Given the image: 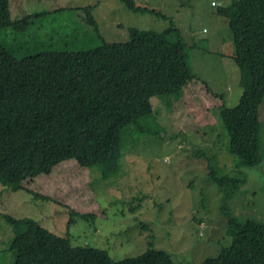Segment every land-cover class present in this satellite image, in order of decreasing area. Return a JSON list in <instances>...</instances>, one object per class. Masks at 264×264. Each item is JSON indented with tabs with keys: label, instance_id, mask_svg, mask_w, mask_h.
<instances>
[{
	"label": "trees",
	"instance_id": "obj_1",
	"mask_svg": "<svg viewBox=\"0 0 264 264\" xmlns=\"http://www.w3.org/2000/svg\"><path fill=\"white\" fill-rule=\"evenodd\" d=\"M123 1L132 11L169 19L157 9ZM96 6L79 8L85 11L86 23L100 35L93 14ZM66 9L33 11L13 19L10 0H0V183L14 191L68 159L96 167L102 180L120 175L130 134L123 140V131L165 138L163 110L158 123L155 109L162 107L164 115L169 112L164 106L174 105L157 100L153 104V97L171 99L199 79L190 62L188 42L174 24L160 31L131 26L124 41L103 39L82 49L60 48L66 37L47 32L38 23ZM217 13L228 19L240 71L242 93L235 106H226L223 95L216 94L222 100L219 122L228 134V152L237 157V170L228 174L204 152L197 154L206 157L207 174L222 194L221 211L232 241L199 264H264V222L240 220L233 211L237 192L248 179L239 168L256 167L264 160L260 119L264 0H232L219 5ZM79 36L74 34L73 40ZM207 91L212 92L209 87ZM182 131L176 129L174 136ZM207 198V194L202 197L203 205ZM136 201L127 210L149 228L137 217L142 204ZM92 215L71 209L67 233L61 236L34 218L5 214L14 233L10 244L14 260L8 264H180L166 250L155 248L153 241L144 252L119 260L99 247L74 246L69 230L75 217L90 219Z\"/></svg>",
	"mask_w": 264,
	"mask_h": 264
},
{
	"label": "rangeland",
	"instance_id": "obj_2",
	"mask_svg": "<svg viewBox=\"0 0 264 264\" xmlns=\"http://www.w3.org/2000/svg\"><path fill=\"white\" fill-rule=\"evenodd\" d=\"M134 1L157 9L169 19L132 11L123 0H10L13 19L33 11L66 7L38 24L47 32L64 35L59 47L70 50L94 46L103 39L127 40L131 26L160 31L174 24L188 42L190 62L199 79L171 99L153 97V104L157 100L174 105L164 104L169 110L164 115L162 107H154L158 123L163 110L165 138L144 136L127 128L123 131V140L130 134L120 175L102 180L96 167L88 168L68 159L49 173L26 181L20 190L0 183V264L14 260L10 248L14 233L5 214L34 218L55 234L65 236L71 209L91 213L90 219L75 217L69 230L72 244L105 249L116 260L144 252L148 242L153 241L155 248L166 250L180 264H199L231 244L226 230L228 220L221 211L222 194L207 174L206 157L197 153L204 152L212 163L234 174L237 157L227 150L228 134L218 115L222 100L216 95L222 94L225 105L233 107L242 93L228 19L217 13L219 5L232 0ZM214 1L217 6H213ZM88 4H97L93 14L100 35L86 23L85 11L79 8ZM74 34L80 39L73 40ZM208 87L212 92L207 91ZM260 119L264 154V103ZM179 128L183 131L175 137ZM239 171L247 173L248 179L236 194L233 211L240 220L264 222V160L256 167ZM133 200L142 204L137 217L149 228L127 210Z\"/></svg>",
	"mask_w": 264,
	"mask_h": 264
},
{
	"label": "built area",
	"instance_id": "obj_3",
	"mask_svg": "<svg viewBox=\"0 0 264 264\" xmlns=\"http://www.w3.org/2000/svg\"><path fill=\"white\" fill-rule=\"evenodd\" d=\"M212 4L215 5V2H213Z\"/></svg>",
	"mask_w": 264,
	"mask_h": 264
}]
</instances>
